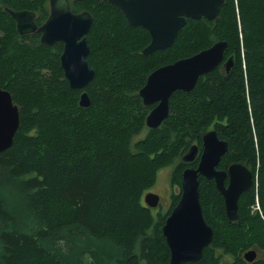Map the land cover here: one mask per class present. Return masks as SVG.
<instances>
[{"label":"trees","instance_id":"trees-1","mask_svg":"<svg viewBox=\"0 0 264 264\" xmlns=\"http://www.w3.org/2000/svg\"><path fill=\"white\" fill-rule=\"evenodd\" d=\"M99 1L86 58L95 76L80 90L64 76L61 45L25 43L4 11L27 8L43 18L42 0H0V85L20 115L0 154V264H169L161 227L171 209L157 212L144 196L171 166L180 190L181 157L209 130L228 142L220 165H245L255 181L231 222L213 182L199 177L213 239L199 261L185 264H239L213 259L210 248L236 255L264 245V0H225L216 19L187 20L169 48L149 55L142 54L148 32ZM217 41L227 42L229 73L220 66L190 93L174 92L168 118L148 129L150 108L138 95L147 76ZM82 92L87 108L79 105Z\"/></svg>","mask_w":264,"mask_h":264},{"label":"water","instance_id":"water-1","mask_svg":"<svg viewBox=\"0 0 264 264\" xmlns=\"http://www.w3.org/2000/svg\"><path fill=\"white\" fill-rule=\"evenodd\" d=\"M119 8L130 26H141L147 30L150 43L142 50L143 55L169 48L187 20L216 19L225 0H107ZM6 12L17 22L20 34L41 32V43L53 45L63 43L60 65L71 89H84L93 80L95 71L86 61L90 47L86 39L92 18L89 13L73 15L67 0H51V12L47 21L39 28L33 22L32 12ZM226 41H217L192 56L158 67L152 71L139 96L146 106L157 104L146 116V126L158 128L169 115V99L176 91L189 93L198 79L215 70L223 61ZM226 73L233 66L232 58L224 62ZM91 104L86 92L79 96V105L87 108ZM20 125L19 107L13 102L9 91L0 85V154L11 147ZM228 151V142L209 130L202 136L201 153L196 168L187 167L181 174V195L165 219L161 233L170 252L169 264L197 262L203 250L213 239V229L205 221L199 196V175L214 180L215 187L223 197L225 214L229 221L238 220V201L254 184L253 173L242 164H232L226 170H216L221 157ZM197 145H192L181 157L184 163L195 160ZM228 178L227 184H225ZM144 202L155 208L159 196L148 192ZM247 260L253 252L245 253Z\"/></svg>","mask_w":264,"mask_h":264},{"label":"flooded vegetation","instance_id":"flooded-vegetation-1","mask_svg":"<svg viewBox=\"0 0 264 264\" xmlns=\"http://www.w3.org/2000/svg\"><path fill=\"white\" fill-rule=\"evenodd\" d=\"M108 2L107 0H100L99 2ZM68 2V5H69V11L71 14L73 15H77V14H81V13H89L91 15V18H92V23H91V26H90V29L88 31V33L86 34V39L88 41L89 39V36H90V30H91V27H92V24H93V11L97 10V7H95L94 5V0H67ZM109 3V2H108ZM111 4V3H110ZM112 5V4H111ZM114 6V5H113ZM116 7V6H114ZM6 8H4V11L5 13L6 12ZM42 8L44 9V16L43 18H41V14L39 13V11H36V10H30V9H27V8H24V9H18V10H13V11H23V10H26V11H29V12H32L34 14V17H33V22L36 24V27L39 28L41 27L46 21L47 19L49 18L50 16V12H51V0H42ZM117 8V7H116ZM120 12L121 10L119 8H117ZM122 13V12H121ZM8 14V13H7ZM9 15V14H8ZM10 16V15H9ZM123 16V14H122ZM11 17V16H10ZM124 17V16H123ZM12 18V17H11ZM13 19V18H12ZM125 19V18H124ZM126 20V19H125ZM13 22H14V25H15V31H16V34H17V37L19 39H26L25 40V43H32V44H36V43H41V36H42V33L41 32H37V31H33V32H30V33H25V34H20L18 31H17V22L13 19ZM128 24V23H127ZM141 27V26H140ZM143 28V27H142ZM144 29V28H143ZM146 30V29H145ZM147 31V30H146ZM149 34V33H148ZM56 44H60L61 45V50L59 52V58H60V54L63 50V43L61 41H57L55 42L53 45H46V44H42V45H45V46H50V47H53L55 46ZM89 44V42H88ZM224 62H225V59H223V61L218 65V67H224ZM217 67V68H218ZM223 69V68H222ZM154 71V70H153ZM214 71V70H213ZM208 75V74H206ZM148 77V76H147ZM147 79V78H146ZM199 80V79H198ZM145 84V83H144ZM143 87V86H142ZM141 87V88H142ZM190 93V92H189ZM138 95H139V92H138ZM172 96V95H171ZM140 97V96H139ZM141 98V97H140ZM171 98V97H170ZM142 101V99H141ZM170 101V99H169ZM143 103V102H142ZM144 105V104H143ZM157 104H152L150 106H146V107H149V111L147 113V115L149 114V112L156 106ZM146 115V116H147ZM169 116V115H168ZM168 118V117H167ZM146 120V118H145ZM166 120V119H165ZM146 125V123H145ZM147 127V126H146ZM148 128V127H147ZM150 129V128H148ZM157 129V128H156ZM203 136V135H202ZM201 146H202V143H201ZM201 146H198V154H197V157L195 158L194 161L190 162V163H183L185 164V168L187 167H193V168H196L198 163H199V156H200V153H201ZM223 157V156H222ZM222 157L220 159V162L218 163V165L215 167L216 170H226L227 171V168L232 165V164H235V163H228L226 162V160L223 162L224 166L220 165L221 164V160H222ZM245 166V165H244ZM184 168V169H185ZM183 169V170H184ZM251 171V170H250ZM200 178H203V180H207V181H211L213 182V184L215 185V182L214 180H208L206 178H204L203 176L199 175ZM198 177V179H199ZM227 181H228V178L226 179L225 181V184H227ZM173 189H174V193L171 194V196L168 197V206H167V211H170V209L172 210V203H173V197L174 196H177L179 193L181 195V185H180V190L179 189H175L174 186H172ZM216 188V187H215ZM176 190V192H175ZM149 192H152V191H149ZM148 193V192H147ZM153 193H156V192H153ZM157 194V193H156ZM159 196V204L157 205V207L155 208H152L153 210H157L160 206H162V204H160V201L162 200L161 196L158 194ZM223 198V197H222ZM171 212V211H170ZM170 214V213H169ZM167 218V217H166ZM205 250V249H204ZM204 250H203V253H204ZM210 255L213 259H218L221 263L222 262H234L236 261L237 259H239V264H264V245L258 243V242H254L251 246L247 247L246 249H242L241 252L237 253L236 255H233V254H229L227 252H225L224 250L218 248V247H215V246H211L210 248ZM248 251H252L253 252V259L252 260H247L245 258V253L248 252ZM203 256V255H202Z\"/></svg>","mask_w":264,"mask_h":264},{"label":"rangeland","instance_id":"rangeland-1","mask_svg":"<svg viewBox=\"0 0 264 264\" xmlns=\"http://www.w3.org/2000/svg\"><path fill=\"white\" fill-rule=\"evenodd\" d=\"M172 169H173L172 166L162 169L157 175L156 182L153 188L150 190L152 192H156L162 198V200L160 201V204H162V206H160L157 210H155L157 212L158 211H163L165 213L168 212L166 210L168 206V197L174 193V189L171 184ZM253 209L256 210L255 206L253 207Z\"/></svg>","mask_w":264,"mask_h":264},{"label":"built area","instance_id":"built-area-1","mask_svg":"<svg viewBox=\"0 0 264 264\" xmlns=\"http://www.w3.org/2000/svg\"><path fill=\"white\" fill-rule=\"evenodd\" d=\"M255 209L256 210H259V206H258V203L257 202L255 203Z\"/></svg>","mask_w":264,"mask_h":264},{"label":"bare ground","instance_id":"bare-ground-1","mask_svg":"<svg viewBox=\"0 0 264 264\" xmlns=\"http://www.w3.org/2000/svg\"><path fill=\"white\" fill-rule=\"evenodd\" d=\"M182 28V27H181ZM160 219V218H159Z\"/></svg>","mask_w":264,"mask_h":264}]
</instances>
